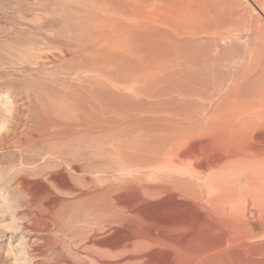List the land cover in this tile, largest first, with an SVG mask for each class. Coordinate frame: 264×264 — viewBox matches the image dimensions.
I'll return each instance as SVG.
<instances>
[{
    "label": "rangeland",
    "instance_id": "1",
    "mask_svg": "<svg viewBox=\"0 0 264 264\" xmlns=\"http://www.w3.org/2000/svg\"><path fill=\"white\" fill-rule=\"evenodd\" d=\"M262 113L264 0H0V264L264 260Z\"/></svg>",
    "mask_w": 264,
    "mask_h": 264
},
{
    "label": "bare ground",
    "instance_id": "2",
    "mask_svg": "<svg viewBox=\"0 0 264 264\" xmlns=\"http://www.w3.org/2000/svg\"><path fill=\"white\" fill-rule=\"evenodd\" d=\"M185 10V9H184ZM183 10V11H184ZM191 13V12H190ZM176 15V14H175ZM184 16V15H183ZM42 18V17H41ZM189 18V17H188ZM173 20V19H172ZM191 21V20H190ZM44 25V24H43ZM55 38V37H54ZM50 58V57H49ZM163 70V69H162ZM36 103V102H35ZM23 109V108H22ZM22 109H20V111L22 110ZM262 110V109H261ZM23 112V111H22ZM26 112V111H25ZM21 113V112H20ZM28 113V112H27ZM260 113V112H259ZM19 114V113H18ZM23 114V113H22ZM22 114H21V116H22ZM149 114V113H148ZM165 114V113H164ZM177 114V113H176ZM261 114V113H260ZM262 114H264V113H262ZM20 115V114H19ZM152 115V114H151ZM27 116V115H26ZM174 116V115H173ZM19 117V116H18ZM169 117H170V115H169ZM89 118V117H88ZM192 118V117H191ZM28 119H30V118H28ZM180 119H182V118H180ZM195 119V118H194ZM48 121V120H47ZM176 121V120H175ZM33 122V121H32ZM57 122V121H56ZM200 122V121H199ZM24 123V122H23ZM25 124V123H24ZM67 124V123H66ZM196 124V123H195ZM16 126V125H15ZM197 127V126H196ZM60 128V127H59ZM195 128V127H194ZM58 129V128H57ZM193 129V128H192ZM17 131H19V130H17ZM23 131V130H22ZM256 136V135H255ZM16 137V136H15ZM22 137V136H21ZM37 137V136H36ZM42 138H45V139H52L53 140V138H54V134H49V133H44L43 135H42ZM22 139H23V137H22ZM16 141V140H15ZM260 142V141H259ZM209 143V142H208ZM256 143V142H255ZM254 143V144H255ZM207 145V144H206ZM256 145V144H255ZM261 145L263 146L264 145V139H262V141H261ZM198 147V146H197ZM201 147V146H200ZM209 148V147H208ZM252 148H253V146H252ZM261 148H263V149H261L260 150V147L258 146L256 149H254L253 148V150H252V152H254L255 154H257V156H256V158H257V162L258 163H260V164H263L264 165V146L263 147H261ZM204 149V148H203ZM197 150V149H196ZM241 150V149H240ZM231 151V150H230ZM248 151V150H247ZM186 152V151H185ZM190 152H192V151H190ZM214 152V151H213ZM194 153H196V151L194 152ZM193 153V154H194ZM233 153V152H232ZM240 153V152H239ZM248 153V152H247ZM189 154V153H188ZM200 154V153H199ZM191 155V154H190ZM219 155V154H218ZM216 157L218 158V156L216 155ZM189 158V157H188ZM201 158V157H200ZM212 159V158H211ZM226 159V158H225ZM242 159V158H241ZM56 160V159H55ZM213 160H214V156H213ZM215 160H217V159H215ZM178 161V160H177ZM176 161V162H177ZM209 161H211V160H209ZM246 162L248 161V160H245ZM215 162V161H214ZM213 162V163H214ZM245 162V163H246ZM257 162H255V163H257ZM195 163V162H194ZM212 163V164H213ZM216 163H218V162H216ZM215 163V164H216ZM248 163H249V161H248ZM258 163H257V165H258ZM64 164V163H63ZM211 164V165H212ZM215 164H213L212 165V167L213 166H215ZM247 164V163H246ZM194 165V164H193ZM192 165V166H193ZM206 165V164H205ZM208 165V164H207ZM206 165V166H207ZM210 165V166H211ZM203 166V165H202ZM201 166V167H202ZM218 166V165H217ZM209 167V166H208ZM74 169H76V168H74ZM205 169V168H204ZM207 169V168H206ZM210 169V168H209ZM202 170V169H201ZM209 171V170H208ZM257 172V171H256ZM257 173H259V172H257ZM58 174V173H57ZM207 174V173H206ZM264 174V173H263ZM53 177V176H52ZM49 178V177H48ZM251 179V178H250ZM263 180V179H262ZM252 180H250V182H251ZM254 181H256V180H254ZM254 181H253V184H254ZM56 182V181H55ZM57 184V183H56ZM245 184V183H244ZM247 184V183H246ZM249 184H251V183H249ZM61 185V184H60ZM241 185H243V183L241 184ZM243 186H245V185H243ZM247 186V185H246ZM251 187V186H250ZM254 188V187H253ZM252 189V188H251ZM256 190V189H255ZM263 191V190H262ZM251 192H252V190H251ZM169 194H170V192H169ZM248 195H251L250 193H247ZM82 196H85V194H81L80 195V197H82ZM118 196V195H117ZM92 199H90V200H85V201H83V202H81V203H79L77 206H76V212H84V215L85 216H88V219L90 218V220H95L96 222H97V224L96 223H94V224H96V226H102L103 228H105L106 226L108 227V226H110L109 224L111 223H113V222H115V223H118V222H120L119 220L121 219V214H119V212H121V210L122 209H120V208H114V211H113V215L114 216H112L111 214H110V206L106 203V202H99V201H91ZM125 205V204H124ZM118 206V205H117ZM44 207V209H45V211H46V214H49V215H51L52 213H51V208L49 207V204H47V205H44L43 206ZM113 207V206H112ZM119 207V206H118ZM122 207V206H121ZM124 208V207H123ZM117 209H119V210H117ZM232 209V208H231ZM75 212V214H74V216L72 217V218H68L71 222H73L74 220H75V218L77 217V213ZM115 212H116V214H115ZM136 214V213H135ZM79 215V214H78ZM81 215H82V213H81ZM83 215V216H84ZM72 216V215H71ZM52 218V217H51ZM91 222V221H90ZM47 223V222H46ZM52 223H55V221H52ZM86 223H87V221H86ZM48 224V223H47ZM89 224V223H88ZM57 225V224H56ZM92 225V224H91ZM128 225V224H127ZM95 226V227H96ZM206 226V225H205ZM209 226V225H208ZM87 227V226H86ZM91 227V226H90ZM93 227H94V225H93ZM245 227V226H244ZM88 228V227H87ZM85 230H86V228H85ZM102 230V229H101ZM107 230V229H106ZM109 230V229H108ZM209 230V229H208ZM208 230L206 231V232H208ZM93 231V230H92ZM210 231V230H209ZM215 233L217 232V231H214ZM107 233H109V232H107ZM210 234V233H209ZM214 234V233H213ZM82 235V234H81ZM80 235V236H81ZM83 236V235H82ZM95 236H96V233H95V231H93L92 233H91V236L90 237H88V238H86V239H81V240H72V241H68V245H69V247H71V246H77V245H80L81 246V248H83V249H85V248H90V246L91 247H96V248H98V249H102V248H107V247H111V245L112 244H110L109 246L107 245V242L105 241V240H102L101 242H98L97 241V239L95 240ZM204 236V235H203ZM100 237V236H99ZM225 237V236H224ZM82 238V237H81ZM103 238V237H102ZM217 238H219L218 236H217ZM221 238V237H220ZM78 239V238H77ZM125 239V238H124ZM208 239V238H207ZM209 239H211V238H209ZM225 239V238H224ZM135 240V239H134ZM204 240V239H203ZM212 240V239H211ZM223 240V239H222ZM109 241V240H108ZM111 241V240H110ZM119 241V240H118ZM224 241V240H223ZM251 241V240H250ZM202 242V241H201ZM205 242V241H204ZM225 242V241H224ZM224 242H223V244H224ZM246 242V241H245ZM264 242V241H263ZM203 243V242H202ZM202 243H201V245H202ZM206 243V242H205ZM243 243V242H242ZM249 243V242H248ZM119 244V246H120V242L118 243ZM212 244V243H211ZM227 244V243H226ZM250 244V243H249ZM255 244V243H254ZM258 244V243H257ZM129 245V244H128ZM263 245V244H262ZM113 246V245H112ZM115 246H117L116 244H115ZM118 246V248L117 249H119V248H123V247H119ZM202 246H204V245H202ZM209 246V245H208ZM256 246V245H255ZM260 246V245H259ZM204 247H207V246H204ZM221 246L219 245V246H217V247H215V248H213V250L212 251H210V254L208 255L207 253H206V255H208V257H210V258H214V260H216L217 259V256L221 253V250H224V248L226 247H224V248H220ZM234 247V246H233ZM263 247V246H262ZM113 248V247H112ZM112 248H110V249H112ZM228 248V247H227ZM227 248H225V249H227ZM236 248V247H235ZM249 248H251V247H249ZM60 249V247L59 246H57L56 247V251H58ZM115 249H116V247H115ZM205 249V248H204ZM245 249V248H244ZM263 249V251H264V247L262 248ZM258 250H259V248H258ZM245 251V250H244ZM249 251V250H248ZM251 251H252V249H251ZM261 251V250H260ZM259 251V252H260ZM100 252V251H99ZM199 252V251H198ZM209 252V251H208ZM231 252V251H230ZM262 252V251H261ZM238 253H239V251H238ZM246 253V252H245ZM254 253V252H253ZM199 254V253H198ZM261 254H264L263 252L261 253ZM205 255V254H204ZM239 255V254H238ZM252 255V254H251ZM258 255V254H257ZM255 256V257H257L258 259H259V257L258 256ZM195 256H197V254L195 255ZM248 256H250V255H248ZM253 256V255H252ZM251 256V257H252ZM245 257V256H244ZM244 257H238V259H234V262L232 263V264H264V260H261V257H260V260L259 261H254L251 257V259L252 260H250L249 258H247V255H246V257L244 258ZM257 258H254V259H257ZM196 259V258H195ZM202 259H203V257L202 258H200V259H198V261H200L201 262V264H202ZM247 259V260H246ZM249 259V260H248ZM257 259V260H258ZM204 260V259H203ZM62 261L65 263V264H68L69 262H67L68 261V259L65 257V256H63L62 257ZM191 263V262H190ZM214 263V262H213ZM212 263V264H213ZM70 264V263H69ZM192 264V263H191Z\"/></svg>",
    "mask_w": 264,
    "mask_h": 264
}]
</instances>
